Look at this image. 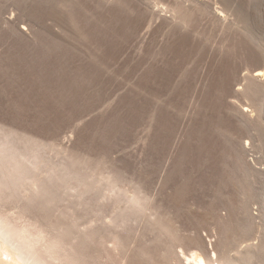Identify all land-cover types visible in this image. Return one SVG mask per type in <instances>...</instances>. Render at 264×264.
<instances>
[{"label": "bare ground", "instance_id": "bare-ground-1", "mask_svg": "<svg viewBox=\"0 0 264 264\" xmlns=\"http://www.w3.org/2000/svg\"><path fill=\"white\" fill-rule=\"evenodd\" d=\"M53 189L155 264H264V0H0V192ZM39 238L0 213V264H83Z\"/></svg>", "mask_w": 264, "mask_h": 264}, {"label": "rangeland", "instance_id": "rangeland-1", "mask_svg": "<svg viewBox=\"0 0 264 264\" xmlns=\"http://www.w3.org/2000/svg\"><path fill=\"white\" fill-rule=\"evenodd\" d=\"M54 189H64V187ZM54 189L48 195H45L44 191L31 190H18V192L6 190L0 192V213L8 217L12 222L39 233L38 245L40 247L46 245V234L48 236L58 235L61 239L60 248L57 249L59 250L58 255L64 258L76 259L74 256H77L82 259L83 264H92L93 262V264H129L139 260L143 264L154 263V259L152 260L153 256L151 258L153 254L149 253L152 250L148 247L153 245L152 241L155 231L149 229L150 226L144 221L143 215L125 224L120 220L105 223L100 218V212L94 211L87 204L78 203L76 199L64 194L52 196ZM259 199L261 203L263 202L262 206L264 207V198L260 194ZM193 207L189 208L192 212L195 209ZM189 209L186 208L188 215L186 210V213L182 211L186 223L183 226V232L190 233L193 231L191 223H195L192 226H198L201 229L200 233L204 235L207 227L204 226L202 229L203 223L199 224L202 225L200 227L196 219H189L192 215V212L190 215ZM91 217L92 219L98 217L95 218V223ZM191 217L195 218L193 215ZM190 220L192 221L190 222ZM193 220H196V222H193ZM143 223L145 226L142 225ZM205 225L208 226L209 222L205 223ZM195 227L194 229H196ZM190 229L191 231H189ZM115 233H119L122 237L121 245L115 243V238L113 237ZM92 238L94 239L92 240ZM113 244L116 245L114 246ZM152 247L150 248L152 249ZM94 253H96L95 261L91 259L94 257ZM165 256L162 257L160 264H171L170 255L166 254ZM97 260L98 263H96Z\"/></svg>", "mask_w": 264, "mask_h": 264}]
</instances>
